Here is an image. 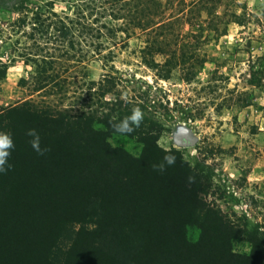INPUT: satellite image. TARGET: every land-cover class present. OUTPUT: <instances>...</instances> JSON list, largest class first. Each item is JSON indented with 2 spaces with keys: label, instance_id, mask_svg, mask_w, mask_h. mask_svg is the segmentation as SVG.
<instances>
[{
  "label": "trees",
  "instance_id": "obj_1",
  "mask_svg": "<svg viewBox=\"0 0 264 264\" xmlns=\"http://www.w3.org/2000/svg\"><path fill=\"white\" fill-rule=\"evenodd\" d=\"M220 2L199 0L196 17L201 12L215 16ZM134 3L136 16L131 17L147 36L146 50L163 53V41L181 18L164 17L159 0ZM190 17L188 22L196 19ZM231 17L227 23L243 25V16ZM218 19L209 18L207 32L219 31ZM58 22L59 50L71 31L63 20ZM208 37L200 33L194 39L201 45ZM38 49L31 55L36 66L31 92L51 96L67 84L68 77L61 79L54 71L67 53L57 57L46 45ZM143 63L163 80L177 69L190 83L204 61L183 56ZM105 82L106 89L89 88L91 101L82 98L78 109L29 100L0 109V132L10 133L14 144L7 171L0 173V264H264V225L252 226L246 218L233 223L209 203L208 196L217 192L210 167L199 159L192 162L183 149H162L158 140L167 128L146 112L139 98L116 106L102 102L116 86L113 77ZM135 107L144 112L140 126L131 134L116 133L112 124ZM30 129L47 149L43 155L32 148ZM118 138L135 143L137 154ZM167 154H174L176 162L163 172L154 169ZM241 243L247 250L235 249Z\"/></svg>",
  "mask_w": 264,
  "mask_h": 264
},
{
  "label": "rangeland",
  "instance_id": "obj_2",
  "mask_svg": "<svg viewBox=\"0 0 264 264\" xmlns=\"http://www.w3.org/2000/svg\"><path fill=\"white\" fill-rule=\"evenodd\" d=\"M159 1L164 17L181 18L163 41V53L146 50L147 36L131 17L136 16V0H0V75L5 73L0 79V109L25 100L78 109L82 98L91 101L89 88L106 89L105 78L113 77L116 86L102 102L116 106L139 98L146 112L167 128L158 140L165 150L176 147L175 124L189 127L197 142L179 149L192 162L199 159L210 167L217 192L207 201L233 223L246 218L252 226L264 225V0H221L213 17L205 12L196 17L199 0ZM114 14L122 18L114 19ZM233 14L244 17L243 25L227 23ZM189 16L196 19L188 22ZM218 17L219 31L207 32L209 18L218 22ZM59 20L71 35L58 50ZM200 33L209 37L198 45L194 36ZM44 45L57 57L67 53L54 70L61 79L68 77L67 84L51 96L31 92L30 77L36 69L31 55ZM183 56L204 61L190 83L177 69L163 80L143 63ZM117 142L133 155L139 150L126 139ZM235 249L245 251L247 245Z\"/></svg>",
  "mask_w": 264,
  "mask_h": 264
},
{
  "label": "clouds",
  "instance_id": "obj_3",
  "mask_svg": "<svg viewBox=\"0 0 264 264\" xmlns=\"http://www.w3.org/2000/svg\"><path fill=\"white\" fill-rule=\"evenodd\" d=\"M144 119V112L140 107L132 109L131 114L120 120L118 123H113L112 128L116 133L131 134L138 128ZM32 137L30 144L32 148L40 155H43L47 149L40 147V136L35 129H30L27 133ZM14 147L13 140L10 133L0 132V173L7 171L5 167L7 158L10 155V149ZM176 162L174 154H167L163 157V162L153 165V168L163 172L167 166H171ZM10 167V166H9ZM192 179L191 177L189 178Z\"/></svg>",
  "mask_w": 264,
  "mask_h": 264
},
{
  "label": "water",
  "instance_id": "obj_4",
  "mask_svg": "<svg viewBox=\"0 0 264 264\" xmlns=\"http://www.w3.org/2000/svg\"><path fill=\"white\" fill-rule=\"evenodd\" d=\"M172 142L178 148L191 147L196 144L197 137L185 124H175L173 127Z\"/></svg>",
  "mask_w": 264,
  "mask_h": 264
}]
</instances>
